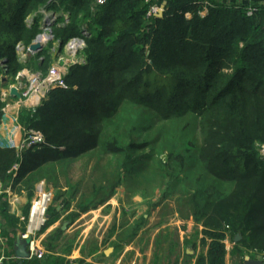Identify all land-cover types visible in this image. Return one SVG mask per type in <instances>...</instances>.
I'll return each mask as SVG.
<instances>
[{
  "label": "trees",
  "instance_id": "1",
  "mask_svg": "<svg viewBox=\"0 0 264 264\" xmlns=\"http://www.w3.org/2000/svg\"><path fill=\"white\" fill-rule=\"evenodd\" d=\"M204 1L0 0V74L15 78L24 68L47 72V47L26 61L16 49L18 43L27 48L41 32L37 17L31 24L26 21L41 7L68 14L66 21L58 16L50 28L61 48L74 37L85 43V62L68 67L64 86L51 88L34 111L20 110L19 123L39 131L45 144L22 152L0 146L2 188L22 183L30 190L32 182L45 179L60 194V209L67 208L80 182L68 184L63 193L59 175L80 156L124 154L123 175L148 158L132 157L142 145L121 120L116 123L124 103L147 108L165 120L187 113L191 123L186 127H196L199 145L188 142L206 171L207 187L190 194L183 176L173 184H179L191 202L202 197L194 206V220L202 223L211 241L197 264H224L221 240L226 232L240 234L234 254L245 249L264 255V155L257 150V143L264 144V6L259 2L249 15L245 5L208 0L206 14L200 15ZM163 2L160 17L147 16L151 5ZM4 103L0 101V116ZM162 164L159 171L165 168ZM120 174L106 181L109 186L94 185L92 197L81 194L80 210L109 199L122 182ZM193 177L199 183L200 175ZM217 181L234 183L230 194L213 197L210 189ZM57 199L47 209L44 227L60 215Z\"/></svg>",
  "mask_w": 264,
  "mask_h": 264
},
{
  "label": "crops",
  "instance_id": "2",
  "mask_svg": "<svg viewBox=\"0 0 264 264\" xmlns=\"http://www.w3.org/2000/svg\"><path fill=\"white\" fill-rule=\"evenodd\" d=\"M224 2L235 3L237 0ZM20 72L21 79L26 77L24 72L27 70ZM20 83L18 80L13 85L23 91ZM0 95L5 102L0 116V146L17 150L25 128L18 121L20 110H32L33 103L10 96L9 88H1ZM16 171L13 170V176ZM41 180L35 189L18 192L10 186L3 189L0 182V237L7 257L0 264H197L199 257L207 255L211 240L204 236L201 222H196L191 215L184 216L175 208L170 209V217L165 218L160 208L165 202H160L158 190L149 196L141 190L129 192L122 188L117 195L116 191L104 203L87 210H80L77 195L67 208L57 206L60 210L58 219L47 227L44 224L36 233L43 255L20 260L14 253L15 237L24 232L30 202L39 186L49 188L46 180ZM59 187L64 193L69 185L59 182ZM2 195L8 196V202ZM124 196L126 201L130 197L135 204L127 205L122 199ZM236 242L235 237L230 238L225 233L221 240L225 250L224 264H244L246 256L264 264L262 254L245 249L241 254H234Z\"/></svg>",
  "mask_w": 264,
  "mask_h": 264
},
{
  "label": "rangeland",
  "instance_id": "3",
  "mask_svg": "<svg viewBox=\"0 0 264 264\" xmlns=\"http://www.w3.org/2000/svg\"><path fill=\"white\" fill-rule=\"evenodd\" d=\"M224 1L226 0H215L213 3H228ZM259 2H261L264 6V1L262 0H237L235 4L245 5L248 11L249 7H255L256 5L260 6ZM209 3L211 2H209L208 0H205L203 2V7L199 13L200 15L206 14ZM43 9L45 8L41 7L38 12L29 15L26 21L28 24H31L34 18L37 17L38 25L41 29V32L39 34L43 35L48 33V36L50 38H47L44 42H42V44L45 48L47 47L48 53L51 56V62L49 65L50 67L51 64L57 63L61 56L67 57L65 47L63 46L61 48L59 41H53L50 28L57 21L56 18L58 16L63 15L66 20L68 14L64 11L54 12L45 9L47 10L46 13L48 15H55V17L52 15L48 16L47 20L49 24L46 25V28H49L48 31L42 28L44 27L42 24L45 19V15L42 13ZM57 23L60 25L63 22L58 21ZM35 38L32 42L35 41ZM84 47L85 43L82 49L77 54L76 58H78V61L75 63L85 62L84 55L82 52ZM27 49L28 47H24L21 50H17V54L19 55L21 61L22 59L26 61L31 55L35 54L27 51ZM53 58L55 60H53ZM24 70H27V72H24L26 74L35 72L31 71V69L28 68H24ZM45 74L46 73H44V75ZM25 79V75L22 79L20 77V80L22 82H25ZM17 81L18 80L16 76L14 78L10 75L8 76L6 74L1 73L0 89H8ZM2 83L6 84L2 86ZM0 101L4 102V98H1V95ZM190 118L191 116L185 113L179 119L165 120V118H161L159 115H156L147 108L130 104L128 105V103H124L123 108L121 107L120 112L116 118V123H120L121 120V125H124L126 129L133 131L134 140L142 145V148L135 149L132 151V157L143 158V156H148V158H146V160L144 161H138V163L135 164L136 167L134 170L132 169L130 173L126 172L125 175H123L126 170L125 167H122V165H120V162L123 161L124 157L122 156L124 154L115 155L111 153H87L80 156L77 160L73 161L70 164L69 169L67 170V172H65V177L59 175V182L61 185H65L66 182L67 185L70 183L73 184L74 182H80L78 183V193L76 195L80 196L81 194H83L84 198H90L92 197V187L94 185L100 186L106 183L107 180L114 179L120 172L123 175V179L121 184L116 186L114 189V193L117 191L116 195L119 193L120 190H122V188L129 192L133 190H141L143 191V193L149 196L155 194V190H158L159 195H163L164 193L166 194V197L162 199H160L161 196H158L161 203L165 202L162 206H160L162 215H164L165 218H169L170 209L175 208L178 209L184 216L191 215L194 219V206L197 203H202V197L200 198V196H198L199 198H197V203H195L196 201L193 200L191 202L187 198L186 194L182 192L183 189H181L180 185L173 184L174 178H177V176H183L184 178H187L186 189H188L190 194L193 191H198L197 188L200 189V187H207V185L204 184L206 178H208L206 171L203 169L204 167L202 166V164L199 163L194 148H192L190 146V143L188 142V140H191L194 142L193 144L199 145V134L198 130H196V127H192L191 125H189V127H186L188 126V124L191 123ZM123 140L125 141L127 140V138H123ZM187 148H190L192 152L190 150H187ZM257 150L260 156H263L264 144L257 143ZM169 151L173 152V154L171 155ZM179 155L183 158L179 159ZM176 156L178 157L176 158ZM159 161L165 163L162 164L165 166L162 171H159ZM141 163L144 164V166L140 167ZM196 174L200 175L203 181L200 179L198 183V179H194L193 177ZM66 177H68L69 180L67 179V181L65 182ZM40 181L42 180L32 182L31 187L35 189L36 185L39 184ZM46 184L49 186V188L47 187L45 189L50 190L53 193L54 198L52 199L51 203H54V199L56 197H59V199H57V204L58 206L61 205L60 194L58 192L55 193V190L51 184ZM108 184L109 183H106L107 186H109ZM170 186L173 187L171 192L167 189ZM211 186L212 187L210 190L211 193H214L213 197L220 198L222 197V195L230 194L233 189L234 183L227 181H217L216 183H212ZM12 189L18 192L20 189H25V186H23L22 183H18L14 185ZM75 198L78 202L79 197ZM129 198L130 197H128L127 201V198L125 196L122 199L126 201L125 203L127 205L131 206L135 204L134 202H131ZM2 199H5V201L8 202V196L4 195ZM156 201H154L153 203L155 204ZM143 206L145 207V205ZM237 234L239 233H236L235 236ZM226 235L232 238V236H230L228 232H226Z\"/></svg>",
  "mask_w": 264,
  "mask_h": 264
},
{
  "label": "built area",
  "instance_id": "4",
  "mask_svg": "<svg viewBox=\"0 0 264 264\" xmlns=\"http://www.w3.org/2000/svg\"><path fill=\"white\" fill-rule=\"evenodd\" d=\"M264 1V0H262ZM98 3H103L104 0H97ZM160 8L159 5L153 4L149 7L147 11V16L149 15H156L158 9ZM255 10V7H249L247 13L250 15ZM47 10L43 9L42 13L45 15V19L43 22L42 28L49 31V28H46L48 25V15ZM47 15V16H46ZM52 16L55 17L53 14ZM66 21V20H65ZM47 34V33H46ZM84 46V40L81 37H74L69 39L65 47V52L67 57H60L59 61L53 65H51L46 74H42L41 72H33L26 74L25 82L19 84V87H22L23 91H19L21 94V98L19 101H27L33 103L32 110L36 108V106L41 102L42 99L45 98L49 90L56 86H64V76L67 73L68 67L70 64H74L77 62L78 58H76L79 51ZM24 46L18 43L16 45L17 50L23 49ZM21 72H19L16 76L17 80H20ZM17 87V85H12ZM19 90V89H18ZM22 138L20 139L19 144L17 145L18 152H21L25 149L31 147H40L41 145L45 144L44 136L37 130L32 128H23ZM19 164H14L12 167L14 171L18 169ZM53 199V193L50 190L39 186L37 190V194L30 202V208L28 213L27 222L25 225L24 232L20 235L23 239H29V243L27 246V250L30 257H41L43 255V249L39 245L36 233L37 231L46 223L47 220V209L51 204ZM4 241L0 237V263L5 260L7 257L4 255L3 252Z\"/></svg>",
  "mask_w": 264,
  "mask_h": 264
},
{
  "label": "water",
  "instance_id": "5",
  "mask_svg": "<svg viewBox=\"0 0 264 264\" xmlns=\"http://www.w3.org/2000/svg\"><path fill=\"white\" fill-rule=\"evenodd\" d=\"M164 5H165V2H163L160 5V8L158 9V12L156 14L157 16L160 17L162 15V12H163V9H164ZM40 36H41V34L37 35L36 38H35V41L32 42L28 46L27 50L29 52L37 53V52L41 51L44 48L43 44L38 41ZM47 38H50L48 36V33H47ZM9 94H10V96L16 97L18 99L21 98V94H20L19 90L17 89V87H15V86H11L9 88ZM239 239H240V235L237 234L235 236V240L238 241ZM28 243H29V239L21 238L20 234L16 235L15 241H14V253H15L16 258H18L20 260H23V259H27L29 257V253H28V250H27ZM107 252H108V250L105 251V253H107ZM244 264H261V262L257 261V260H254V259H251L248 256H246Z\"/></svg>",
  "mask_w": 264,
  "mask_h": 264
},
{
  "label": "bare ground",
  "instance_id": "6",
  "mask_svg": "<svg viewBox=\"0 0 264 264\" xmlns=\"http://www.w3.org/2000/svg\"><path fill=\"white\" fill-rule=\"evenodd\" d=\"M47 39V34H43V35H41L40 37H39V42H44L45 40Z\"/></svg>",
  "mask_w": 264,
  "mask_h": 264
}]
</instances>
